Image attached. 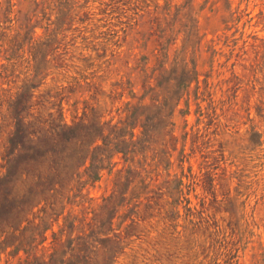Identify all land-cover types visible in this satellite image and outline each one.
Here are the masks:
<instances>
[{"label": "rangeland", "instance_id": "obj_1", "mask_svg": "<svg viewBox=\"0 0 264 264\" xmlns=\"http://www.w3.org/2000/svg\"><path fill=\"white\" fill-rule=\"evenodd\" d=\"M21 96L66 124L91 109L103 121L173 109L145 152L159 194L127 236L130 220L113 218L112 264H264V0H0V151ZM112 162L82 191L93 203L124 180ZM60 224L35 257L47 260ZM10 250L0 264H30Z\"/></svg>", "mask_w": 264, "mask_h": 264}, {"label": "trees", "instance_id": "obj_2", "mask_svg": "<svg viewBox=\"0 0 264 264\" xmlns=\"http://www.w3.org/2000/svg\"><path fill=\"white\" fill-rule=\"evenodd\" d=\"M161 83L156 76L155 86ZM26 102L21 96L0 151V251L11 247L8 254L14 255L22 250L30 264H112L123 248L120 232L114 233L113 218L120 219L116 229L126 218L130 220L123 228L127 236V229L135 225L132 216L142 215L137 207L142 205L145 212L158 193L147 189L151 180L147 174L155 169H146L145 152L156 143L160 122L173 109L166 113L165 104L126 106L124 115L114 121L100 120L91 109L66 124L60 111L56 116L26 112ZM118 154L127 165L122 168L124 180L116 177L115 194L93 203L82 192L85 185L99 179L101 171H109ZM146 178L149 181L144 183ZM141 196L143 204L138 201ZM72 205L81 206L79 214H72ZM58 220L59 228L50 233L47 260L35 257L32 251L43 247L46 231Z\"/></svg>", "mask_w": 264, "mask_h": 264}]
</instances>
